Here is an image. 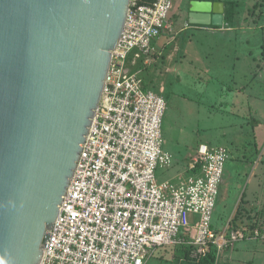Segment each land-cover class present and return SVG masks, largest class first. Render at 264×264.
Masks as SVG:
<instances>
[{
    "label": "built area",
    "instance_id": "2783aa9c",
    "mask_svg": "<svg viewBox=\"0 0 264 264\" xmlns=\"http://www.w3.org/2000/svg\"><path fill=\"white\" fill-rule=\"evenodd\" d=\"M173 6L174 0L150 6L132 0L42 264H147L166 247L190 249L195 262L214 250L219 264L239 243L264 242V213L239 219L238 208L215 230L226 148L202 144L188 167L191 176L158 181V170L174 162L164 148L168 102L131 66L154 56L155 41L172 28Z\"/></svg>",
    "mask_w": 264,
    "mask_h": 264
},
{
    "label": "water",
    "instance_id": "95a60500",
    "mask_svg": "<svg viewBox=\"0 0 264 264\" xmlns=\"http://www.w3.org/2000/svg\"><path fill=\"white\" fill-rule=\"evenodd\" d=\"M132 0H0V264H42ZM189 23L222 26V2Z\"/></svg>",
    "mask_w": 264,
    "mask_h": 264
},
{
    "label": "rangeland",
    "instance_id": "374dc122",
    "mask_svg": "<svg viewBox=\"0 0 264 264\" xmlns=\"http://www.w3.org/2000/svg\"><path fill=\"white\" fill-rule=\"evenodd\" d=\"M194 0H174V6L170 14V20L169 23L172 26V31L170 34H168L172 39L175 40L178 39V36H175V32H179L181 29V26L183 28L185 21L188 19V13L190 8V3ZM225 1V3L230 2L233 5L235 4V1L233 0H220V2ZM219 2V1H218ZM264 4L263 1H259L257 3ZM255 3V2H254ZM256 4V3H255ZM261 4V5H262ZM260 6V5H259ZM230 10H234L235 8L233 6H229ZM263 9H258L257 11L253 9L250 10V12L246 11L245 16L246 20L245 22L248 23L250 26H253L252 28L257 31V36L260 39H264V6ZM247 24V25H248ZM260 27H263L260 29ZM249 28V26H248ZM250 32V31H249ZM175 37V38H174ZM263 42V41H262ZM168 50V46L166 47V51ZM165 51V52H166ZM155 55V54H154ZM213 56H217L214 54ZM155 59V57L153 56ZM204 58V57H203ZM208 58V57H206ZM204 58L201 65L206 66V68L198 67L196 66V70H193V76L189 75L187 73V78L185 81L181 84H179L186 76H181V80L179 83H176V79L173 80L171 83V77L170 73L167 72L166 74L161 75L163 77H160L159 75H155V72L159 71V65L155 68L156 71L153 72V69H148L147 71H143V74L145 75V79L148 82V85L150 88L160 91L161 89L169 90V92L164 94H168L169 98L172 100L170 101V107L168 102V114L166 115L164 126H163V134H164V148L166 151H169L174 155V162L172 166L168 169L160 168L157 172L158 181L161 183L163 181H169V180H175L179 181L180 183L183 181L182 179H185L186 176H191V174H188V167L190 165L191 160L196 155V152L200 145L203 143H207L206 140L212 141V137H214V141H221L223 140V136H243L245 133L241 131V129L246 128L248 129V121L255 119V117L251 116V118L248 117V119L245 117L240 118V123H235L233 118H227L225 117V124L227 125L226 129H218V127L215 125L217 123V118H215L214 124H210L213 119L212 118H205L203 119V123L198 126H194V124H191L189 119H187L188 113L192 114L193 112L202 111L203 117L205 115H211L214 113H218L219 111L223 114L224 113H235L241 111V108L243 105L248 103L249 98L248 96H251L253 99H256L255 102L259 104V108H256L257 111L264 112V90L259 89V84H257L258 87H252V92H247L248 85H245V82L240 80V78L236 76H232L231 74L229 76H220L218 75L220 72L221 65H218V62H216V58L213 59V61L208 62L209 60H205ZM189 61V59H187ZM210 63V64H209ZM213 63L212 67L211 64ZM263 63H261V66ZM206 73L210 74L211 78L216 80L215 85L212 84L213 87L222 86V83H224V94L223 99H221L218 104H215V106L210 107L208 106L209 103L203 101L205 99H202L200 102L199 95L196 93V88L191 82V77L194 80V77H196L197 74ZM191 76V77H190ZM160 77V78H158ZM255 79H258V82L260 84L264 83V74L260 76H257ZM207 80V78H206ZM213 80V81H214ZM219 83V84H218ZM249 84V83H248ZM258 88V89H257ZM264 88V87H263ZM210 90V89H209ZM177 94L179 95L177 97ZM218 93L216 92L215 95ZM168 100V99H167ZM204 103H207L204 104ZM179 104H181L179 106ZM187 107H184V106ZM257 106V105H255ZM253 107V106H252ZM251 107V109H253ZM224 108L226 110H224ZM232 115V114H230ZM233 116V115H232ZM190 117V116H189ZM221 118V117H220ZM236 118V117H235ZM223 119V118H221ZM264 121V117L262 119ZM208 121V124L207 122ZM251 122V121H250ZM186 123V124H183ZM210 124V125H209ZM238 128V131H235ZM257 136L264 137V123L261 127L256 129ZM218 136V137H217ZM220 142L221 144H224V141ZM210 144V143H209ZM213 145V144H211ZM215 148V145H213ZM220 146V145H216ZM264 146V145H263ZM211 147V146H210ZM251 154L248 152L246 158H242L239 162L237 160V156L233 155L232 159L230 156V159L227 162L226 172L227 170H235V174L233 178L230 180L231 182L226 183L223 185V189L221 188V196L219 198V202L217 205V208L215 210L214 215V227L215 230L222 231L232 215L234 214L235 210H238V208L244 209L245 202H248L250 200H253L256 197H261L263 200H261L259 203L260 206L264 205V147L260 148L257 154L255 156H250ZM231 177V176H230ZM230 179V178H229ZM174 181V182H175ZM242 197L244 198L243 200ZM254 200L250 203H253ZM258 204V202H257ZM252 207L245 208L251 209ZM237 212V211H236ZM243 212V211H241ZM238 213V212H237ZM250 215V211H247L244 214L239 213V219L243 216ZM240 244H244V242L239 243L237 246L234 247V250L231 252V257L221 260L219 264H237L238 257L236 256V252L239 250L238 246ZM261 247L263 254H264V242H261ZM235 254V255H233ZM237 257V258H236ZM246 260L243 264H253L255 262L250 261L247 257L244 258ZM262 263L263 260H260ZM147 264H198L191 258V254L188 253V250L182 249V248H175V247H166L158 250L147 262Z\"/></svg>",
    "mask_w": 264,
    "mask_h": 264
},
{
    "label": "crops",
    "instance_id": "0c3cea01",
    "mask_svg": "<svg viewBox=\"0 0 264 264\" xmlns=\"http://www.w3.org/2000/svg\"><path fill=\"white\" fill-rule=\"evenodd\" d=\"M235 1V4L233 7L234 10H231V15L227 17L226 10L229 8V5L227 6V2L223 1L225 5V14H224V23L222 26H202V25H191L189 23V14H190V8L188 13V19L185 21L183 28L181 26V29L179 32H175V36H178V39L172 40L171 37L168 35L172 31V28L170 30L165 31L156 41H155V59L152 57L148 63H146L145 59L138 60L136 65H132L131 69L134 70V72H140L142 77L145 81V86L147 89L152 90L154 92H157L159 94H162L167 102H169L170 107V101L172 100L169 98L168 94H164L165 90L161 89L160 91H156L149 87L147 80L145 79V75L143 74V71H147L148 69H155L157 65H159V71L155 72L156 69L153 71L155 72V75H159L160 77H163L161 75H165L166 69L167 72H171L170 76L171 83L174 79H176V83H179L181 80V76H186L179 84L183 83L185 79L188 76H193V70H196V66L198 67H204L206 66L201 65L200 63L202 60L206 57L205 60H209L208 62L211 63L213 59L216 58V62H218V65H221L220 72L218 75L220 76H229L230 74L232 76L239 77L240 80L245 82V85H248L247 92H252V87H258L257 84H259V89L264 90V83L260 84L258 82V79H255L257 76H260L264 74V39H260L257 36L256 28L253 29V26H250L248 23L245 22L246 17V11L250 12L251 9L257 11L259 8L263 9L262 7L264 4L257 3L260 0H233ZM264 2V0H261ZM220 2V1H219ZM256 4H255V3ZM262 4V5H261ZM260 5V6H259ZM191 6V4H190ZM228 18V20H227ZM248 24V25H247ZM249 26V28H248ZM263 27H260L262 29ZM250 31V32H249ZM175 38V37H174ZM263 41V42H262ZM168 46V50L166 51V47ZM166 51V52H165ZM216 54L217 56H213ZM204 57V58H203ZM189 59V61L187 60ZM209 63V64H210ZM261 63L263 65L261 66ZM213 63L210 67H212ZM207 69V68H206ZM173 75V76H172ZM210 74L201 73L197 74L196 77H191V82L196 88V93L199 95L200 102H202V99H205L203 101L209 103L208 106L213 107L215 104H218V102L223 99L224 94V83H222V86L220 88L211 86L212 84L215 85L216 80L210 77ZM158 77V78H160ZM207 78V80H206ZM214 80V81H213ZM249 83V84H248ZM219 84V83H218ZM210 89V90H209ZM258 89V88H257ZM168 93L169 90H166ZM165 92V93H166ZM218 93L215 95V93ZM179 95L177 94V97ZM179 98V97H178ZM249 101L243 107L241 108V111L237 114L235 113H224L223 114L219 111L218 113H214L211 115H205L203 117L202 111L196 112L192 111L191 113H188L187 119H189L191 124H194V126L201 125L203 123V119L209 117L212 118L213 121L210 124H214L215 118H217V123L215 125L221 126L218 127L219 129H226L227 125L225 124V117L227 120L231 117L233 118L235 123H240L239 115L241 117H245L248 119L251 118V116L255 117V119L248 121V129L243 128L241 129L242 132L245 134L243 136H223L224 144H221V141H214V137H212V141L209 142L206 140L207 144L211 147L215 148H226L229 152V159L231 156V159L233 155L237 156V160L240 162L242 158H246L247 153L249 152L250 156H255V154L258 153L260 148L264 147V137L257 136L256 129L261 127L264 121L262 120L264 117V112L257 111L256 108H259V104L256 101V99H253L251 96H248ZM207 103H204L207 105ZM181 104H179L180 106ZM257 105V106H255ZM184 106V105H183ZM254 108H253V107ZM264 106V104H263ZM187 107V106H184ZM251 107L253 109H251ZM224 110H226L224 108ZM169 110H167L168 112ZM168 114V113H167ZM166 114V115H167ZM190 116V117H189ZM223 119H221V118ZM236 117V118H235ZM232 120V119H231ZM208 124V121H206ZM186 124V123H183ZM209 124V125H210ZM238 131V128L235 130ZM218 137V136H217ZM210 143V144H209ZM213 144V145H211ZM220 145V146H216ZM174 156V155H173ZM228 159V160H229ZM228 162V161H227ZM264 164V163H263ZM227 163L225 166V173L223 177V181L221 184V188L223 185H225L228 182H231L230 180L233 178L235 174V170H227L226 172ZM231 176V177H230ZM230 178V179H229ZM223 189V188H222ZM221 196V190L219 194V198ZM218 198V202H219ZM244 198L242 197L241 200ZM254 200L253 203H250ZM253 200H250L248 202H245L244 207L251 209H243L242 206L239 208L238 212L245 215L247 211H250V215L258 213V217L260 218L261 215L264 213V205L260 206L259 202L263 200L261 197H256ZM217 202V205H218ZM258 202V204H257ZM243 211V212H241ZM239 221V220H238ZM237 223V222H236ZM261 242L257 241H246L244 244H240L238 246V251L235 253L238 261L237 264H243L246 260H244L245 257H247L250 261L255 262L253 264H264L260 260H263L264 262V254L261 247ZM234 250V249H233ZM232 250V251H233ZM230 251L227 254V257H231ZM233 254V255H235Z\"/></svg>",
    "mask_w": 264,
    "mask_h": 264
},
{
    "label": "trees",
    "instance_id": "16d2710c",
    "mask_svg": "<svg viewBox=\"0 0 264 264\" xmlns=\"http://www.w3.org/2000/svg\"><path fill=\"white\" fill-rule=\"evenodd\" d=\"M157 0H138L139 4L141 5H153ZM199 1H211V2H218L220 0H199ZM233 6L232 3L228 2L227 3V6ZM226 13H227V17H229L231 15V10L230 8H227L226 10ZM228 20V18H227ZM134 71V70H133ZM182 249H186L188 250V253L190 254L191 253V250L190 249H187V248H182ZM215 251L214 250H211L210 254L202 261L200 262H197L198 264H215Z\"/></svg>",
    "mask_w": 264,
    "mask_h": 264
}]
</instances>
